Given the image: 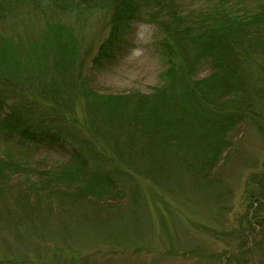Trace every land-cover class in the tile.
Instances as JSON below:
<instances>
[{
  "label": "trees",
  "instance_id": "16d2710c",
  "mask_svg": "<svg viewBox=\"0 0 264 264\" xmlns=\"http://www.w3.org/2000/svg\"><path fill=\"white\" fill-rule=\"evenodd\" d=\"M23 18L31 32L12 22ZM140 21L158 29L160 84L100 92L98 74ZM263 99L264 2L189 13L174 0H0V225L34 223L54 203L86 218L114 209L135 178L118 149L145 160L152 177L182 168L208 185L243 129L261 128ZM72 102L83 127L61 109ZM107 137L113 156L99 147ZM33 146L67 160L22 158ZM251 193V209L264 207V179Z\"/></svg>",
  "mask_w": 264,
  "mask_h": 264
},
{
  "label": "rangeland",
  "instance_id": "374dc122",
  "mask_svg": "<svg viewBox=\"0 0 264 264\" xmlns=\"http://www.w3.org/2000/svg\"><path fill=\"white\" fill-rule=\"evenodd\" d=\"M263 2L174 0L189 13L218 4L255 10ZM12 22L22 33L33 30L24 18ZM158 39L154 26L144 21L133 25L121 56L98 74L96 89L148 93L158 86L163 71L155 45ZM258 108L264 117V99ZM61 109L68 120L85 125L81 104L65 103ZM104 141L99 147L113 156L107 153L112 140ZM32 149L22 158L42 159L50 167L67 160L46 147ZM6 150L0 144V156ZM115 152L135 177L127 181L133 194L94 217L62 214L61 206L54 203L51 213L34 223L0 225V264H264V207L251 209V192L264 179V118L260 129L254 125L243 129L208 185L182 168L165 169L152 177L145 160L127 158L119 149Z\"/></svg>",
  "mask_w": 264,
  "mask_h": 264
}]
</instances>
